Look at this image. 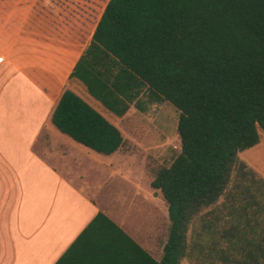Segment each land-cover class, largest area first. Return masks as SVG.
<instances>
[{
    "label": "trees",
    "instance_id": "obj_1",
    "mask_svg": "<svg viewBox=\"0 0 264 264\" xmlns=\"http://www.w3.org/2000/svg\"><path fill=\"white\" fill-rule=\"evenodd\" d=\"M89 54L94 58L83 57L72 76L117 117L133 103L143 112L144 95L179 112L180 154L152 182L171 228L158 262L100 213L56 264H181L189 224L225 196L233 170L246 167L239 154L264 133V0H109ZM52 123L103 155L124 142L71 90L62 93ZM261 194L252 196L251 215L250 206L233 208L230 230L214 238L218 255L211 264H264ZM208 229L202 230L214 237Z\"/></svg>",
    "mask_w": 264,
    "mask_h": 264
},
{
    "label": "crops",
    "instance_id": "obj_2",
    "mask_svg": "<svg viewBox=\"0 0 264 264\" xmlns=\"http://www.w3.org/2000/svg\"><path fill=\"white\" fill-rule=\"evenodd\" d=\"M80 1L85 3L70 12L93 24L85 41L74 31L62 41L57 37L61 34L35 30L37 42L27 46L20 40L12 51L14 63L0 78V264H56L100 213L156 261L163 258L169 227L166 235L163 227L161 232L156 227L153 181L143 183V174L135 170L122 129L131 112L142 111L133 103L119 118L72 76L83 57L94 58L87 52L107 5L94 20V1ZM65 90L121 131L124 142L118 152L97 153L55 127L53 112ZM151 105L144 95L143 112ZM125 188L132 190V197L116 198ZM138 198L152 202L145 215Z\"/></svg>",
    "mask_w": 264,
    "mask_h": 264
},
{
    "label": "rangeland",
    "instance_id": "obj_3",
    "mask_svg": "<svg viewBox=\"0 0 264 264\" xmlns=\"http://www.w3.org/2000/svg\"><path fill=\"white\" fill-rule=\"evenodd\" d=\"M93 1L94 20H96L98 17L96 14L101 13L109 0ZM71 2L76 5H68V1L65 3L63 0H0V60L4 58L3 63L0 61L1 80L8 72V64L11 66L14 63L12 51L17 49L20 40L27 46L37 42L39 38L36 39L35 30H42L46 35L49 32L61 34L57 37L62 41L70 37V31H74L77 37L86 40L87 29L90 27L92 29L93 24L90 26L89 20L84 23L85 20L70 12L71 9L85 2L80 0H71ZM131 113L123 120L122 126L125 136L129 139L126 146L130 150L135 170L143 174V183H150L154 181L161 168L170 167L180 154L181 142L177 131L179 112L170 103H165L151 105L146 112ZM259 133L260 143L239 154L240 162L246 167L241 169L238 165L233 170L225 196L216 205L202 210L189 224L184 264L213 263L215 256L218 255L217 251H212L214 238L219 241L221 234L230 230L232 224L229 218L234 216L233 208L240 205L250 206L248 213L251 215L256 209L252 196L257 189L262 191L260 203L264 204V133L261 130ZM249 173L255 174V177H250ZM147 189L152 193L151 186ZM130 191H132L130 188L118 190L115 197L129 200L133 195ZM146 199L138 198V204L144 205V215L146 208H150L152 204L151 200ZM154 207L156 227L160 232L163 227L166 235L168 227L170 232L171 222L168 206L160 191H155ZM243 221L245 223L247 219ZM203 226L213 230L215 236L212 237L211 233L202 230Z\"/></svg>",
    "mask_w": 264,
    "mask_h": 264
}]
</instances>
